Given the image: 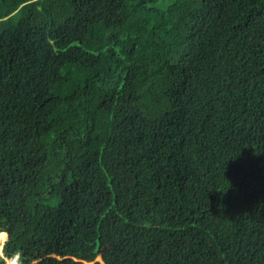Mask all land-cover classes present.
Here are the masks:
<instances>
[{"label":"trees","instance_id":"obj_1","mask_svg":"<svg viewBox=\"0 0 264 264\" xmlns=\"http://www.w3.org/2000/svg\"><path fill=\"white\" fill-rule=\"evenodd\" d=\"M149 223L184 257L130 229L103 260L264 264V0H0L4 257Z\"/></svg>","mask_w":264,"mask_h":264},{"label":"rangeland","instance_id":"obj_2","mask_svg":"<svg viewBox=\"0 0 264 264\" xmlns=\"http://www.w3.org/2000/svg\"><path fill=\"white\" fill-rule=\"evenodd\" d=\"M130 229H133L139 236L145 239H156L164 245H170V255L173 257V259H181L184 257L182 248L184 244V239L181 231H174V234L172 236H169L166 232H164L161 226L149 223L145 225L132 224L125 231L109 235L107 242H101L97 236L92 242L95 250L94 261L98 262L99 264H118L115 261L103 260L101 256L102 250L106 247L109 242H112L114 239L118 238L121 234L125 233L126 231H129ZM3 241L4 239L0 242V247ZM13 259H5V264H18L17 261H14ZM84 264H90V262H84Z\"/></svg>","mask_w":264,"mask_h":264},{"label":"clouds","instance_id":"obj_3","mask_svg":"<svg viewBox=\"0 0 264 264\" xmlns=\"http://www.w3.org/2000/svg\"><path fill=\"white\" fill-rule=\"evenodd\" d=\"M4 239H5V238H4ZM2 243H3V242H2ZM0 252H1V248H0ZM0 256H1L4 260L7 259V258L4 257V255L2 254V252H1ZM13 257H14L15 260H16V255L12 256L11 259H13ZM9 259H10V258H9ZM15 260H14V261H15Z\"/></svg>","mask_w":264,"mask_h":264},{"label":"water","instance_id":"obj_4","mask_svg":"<svg viewBox=\"0 0 264 264\" xmlns=\"http://www.w3.org/2000/svg\"><path fill=\"white\" fill-rule=\"evenodd\" d=\"M3 229V228H2ZM6 230V233H5V237H6V235H7V229H5ZM1 246H2V244H1ZM1 248V247H0ZM0 254H1V252H0Z\"/></svg>","mask_w":264,"mask_h":264},{"label":"bare ground","instance_id":"obj_5","mask_svg":"<svg viewBox=\"0 0 264 264\" xmlns=\"http://www.w3.org/2000/svg\"><path fill=\"white\" fill-rule=\"evenodd\" d=\"M0 235H3V237L5 238V234L4 233H0Z\"/></svg>","mask_w":264,"mask_h":264}]
</instances>
